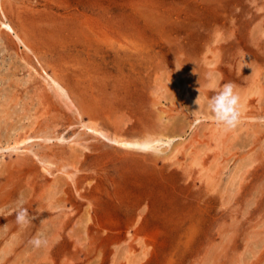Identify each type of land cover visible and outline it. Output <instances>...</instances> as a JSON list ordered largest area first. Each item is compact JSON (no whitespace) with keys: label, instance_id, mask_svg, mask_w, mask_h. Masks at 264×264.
Listing matches in <instances>:
<instances>
[{"label":"rangeland","instance_id":"1","mask_svg":"<svg viewBox=\"0 0 264 264\" xmlns=\"http://www.w3.org/2000/svg\"><path fill=\"white\" fill-rule=\"evenodd\" d=\"M89 119L172 139L125 152ZM0 145V218L30 220H0V264H264V0H0Z\"/></svg>","mask_w":264,"mask_h":264},{"label":"bare ground","instance_id":"2","mask_svg":"<svg viewBox=\"0 0 264 264\" xmlns=\"http://www.w3.org/2000/svg\"><path fill=\"white\" fill-rule=\"evenodd\" d=\"M6 20V19H5ZM4 20V21H5ZM1 26L3 28H5L7 31L9 32H13V29L12 27L7 24V23H1ZM6 32V31H5ZM11 34V33H10ZM21 39V38H19ZM21 41V40H20ZM25 45V44H24ZM26 46V45H25ZM27 47V46H26ZM46 77V76H45ZM48 78V77H47ZM45 79V78H44ZM50 79V86L49 87H52V88H55V90H61V87H60V84L54 80L52 77H49ZM46 80V79H45ZM48 83V82H47ZM47 85V84H46ZM53 90V89H52ZM51 90V91H52ZM55 90H54V93L55 94ZM66 91V90H65ZM58 92V91H57ZM56 92V93H57ZM63 93V92H62ZM56 95V94H55ZM60 95H63L61 94L60 92ZM173 95V94H172ZM59 96V95H58ZM65 96V95H64ZM60 97V96H59ZM62 99V98H61ZM199 100V99H198ZM66 102V98L64 100ZM63 101V102H64ZM72 102V101H71ZM67 103V102H66ZM70 103V102H69ZM71 104V103H70ZM41 105V104H40ZM66 106V105H65ZM68 107V105H67ZM73 109V108H72ZM81 113V111H80ZM80 116V114H79ZM85 117V116H84ZM83 119V118H82ZM35 120V119H34ZM90 122L89 124H84L82 121H80L81 125L83 128L87 129L89 132H91L94 136L95 135V138L96 136L100 139H103L104 141H106L107 143H110V144H113L116 147V149H120L122 151H125V152H132V153H141V154H148L151 153V152H155L157 150V147L158 145H161V144H168V142L172 139V137L170 138V136H166L164 135V133H161V132H149L146 131L145 134L140 133V134H143L142 136H137V137H127V136H124L122 134H120L119 132H116L115 130L114 131H110L109 128H107L106 126H104L103 124H100L98 123V119H95L92 120V119H89ZM88 120V121H89ZM78 121V120H77ZM97 121V122H96ZM100 121V119H99ZM162 121V120H161ZM124 122V121H123ZM111 123V121H110ZM117 125V124H116ZM123 125V124H122ZM34 126V125H33ZM81 127V128H82ZM124 127V126H123ZM25 129V128H24ZM120 130V129H118ZM86 131V130H85ZM23 132V131H22ZM87 133V131H86ZM126 133V132H125ZM18 134V132H17ZM124 134V133H123ZM139 134V135H140ZM23 135V134H21ZM136 136V135H135ZM30 138H40L42 141H49L51 139V137H49L48 135H44L42 134L41 136H32V134H26V135H23V136H16L14 137L12 140H9L6 142V147L4 150H11V151H16L19 149V146L24 144L28 139ZM97 138V139H98ZM58 140H62V138L58 137L57 138ZM76 139V138H75ZM94 139V138H93ZM72 140V139H71ZM10 142V143H9ZM71 142V141H70ZM26 144V143H25ZM77 146L79 145L80 146V142L79 143H75ZM104 144V143H103ZM170 144V143H169ZM106 146H108L107 144H105ZM1 146V145H0ZM88 147V146H87ZM86 146L83 147V144H82V148L83 149H86L87 148ZM114 147V146H113ZM3 149V148H2ZM157 152V151H156ZM38 160L39 162L42 164V169L48 173V174H52L50 172V169H49V166H50V162L48 161H45V159L37 156L36 154L34 155ZM170 158V157H169ZM37 161V160H36ZM60 174V173H59ZM68 177V179H72V176L71 174H64ZM231 186V185H230ZM73 187V186H72ZM4 189V188H3ZM2 189V190H3ZM19 196V195H18ZM40 196V195H39ZM21 197V196H20ZM52 198V197H51ZM24 199V198H23ZM41 200V199H40ZM49 205V204H48ZM24 210V209H23ZM17 216V213H11L9 215H6V216H3L2 218H0L1 222L2 221H8L9 219H13V218H16Z\"/></svg>","mask_w":264,"mask_h":264},{"label":"clouds","instance_id":"3","mask_svg":"<svg viewBox=\"0 0 264 264\" xmlns=\"http://www.w3.org/2000/svg\"><path fill=\"white\" fill-rule=\"evenodd\" d=\"M240 95L236 91V85L229 82L224 84L222 88L210 98L208 101V109L212 113L214 120L216 123L224 128V130H231L235 128L241 119V103H240ZM18 205H20L16 222L21 227H26L30 220L25 210L22 208V202L18 201ZM30 243L35 248H40L46 245L47 241L41 238L38 233L35 238H33Z\"/></svg>","mask_w":264,"mask_h":264}]
</instances>
